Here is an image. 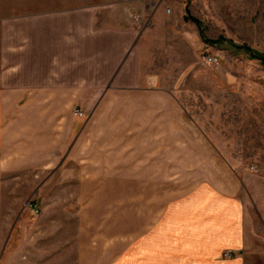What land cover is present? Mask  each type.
<instances>
[{"label":"crops","instance_id":"crops-1","mask_svg":"<svg viewBox=\"0 0 264 264\" xmlns=\"http://www.w3.org/2000/svg\"><path fill=\"white\" fill-rule=\"evenodd\" d=\"M95 17L85 7L0 20V233L3 203L45 202L58 187L74 192L78 240L98 233L82 219L110 187L125 264H240L235 180L199 152L177 101L148 88L134 30Z\"/></svg>","mask_w":264,"mask_h":264},{"label":"rangeland","instance_id":"rangeland-1","mask_svg":"<svg viewBox=\"0 0 264 264\" xmlns=\"http://www.w3.org/2000/svg\"><path fill=\"white\" fill-rule=\"evenodd\" d=\"M85 7L96 9L95 27L134 30L131 49L148 88L177 101L199 152L236 182L243 248L235 259L264 264V65L238 49L264 60V0H0V20ZM71 113L85 120L78 107ZM104 188L106 202L87 203L82 219L98 233L79 240L72 188L58 187L45 202L27 193L3 203L0 264H125Z\"/></svg>","mask_w":264,"mask_h":264},{"label":"trees","instance_id":"trees-1","mask_svg":"<svg viewBox=\"0 0 264 264\" xmlns=\"http://www.w3.org/2000/svg\"><path fill=\"white\" fill-rule=\"evenodd\" d=\"M185 12V18H188V13H187V11L186 10H184ZM195 24H196V21L194 20V19H191ZM216 41H221V39L220 38H218ZM206 43L207 44H211L212 42L211 41H206ZM238 49H242L244 52H246V53H249V55L252 57V58H255V59H258L260 62H261V64H263L264 65V60H263V58H259L258 56H256L254 53H252L248 48H246V47H244V46H238Z\"/></svg>","mask_w":264,"mask_h":264},{"label":"built area","instance_id":"built-area-1","mask_svg":"<svg viewBox=\"0 0 264 264\" xmlns=\"http://www.w3.org/2000/svg\"><path fill=\"white\" fill-rule=\"evenodd\" d=\"M73 116L76 117V118H80L82 115H81V112H79L78 110H74L73 111ZM229 256H230V252L229 251H225L224 253L221 254L222 258H228Z\"/></svg>","mask_w":264,"mask_h":264}]
</instances>
